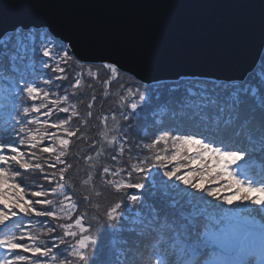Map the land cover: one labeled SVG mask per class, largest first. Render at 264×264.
<instances>
[{
    "label": "snow or ice",
    "instance_id": "1",
    "mask_svg": "<svg viewBox=\"0 0 264 264\" xmlns=\"http://www.w3.org/2000/svg\"><path fill=\"white\" fill-rule=\"evenodd\" d=\"M101 27L0 32V264H264V60L146 79L77 52Z\"/></svg>",
    "mask_w": 264,
    "mask_h": 264
},
{
    "label": "water",
    "instance_id": "2",
    "mask_svg": "<svg viewBox=\"0 0 264 264\" xmlns=\"http://www.w3.org/2000/svg\"><path fill=\"white\" fill-rule=\"evenodd\" d=\"M261 3L264 0H0V32L22 22L70 34L69 19L83 18L102 27L80 37V55L119 51L126 68L146 79L166 81L177 73H196L223 80L242 75L262 54Z\"/></svg>",
    "mask_w": 264,
    "mask_h": 264
},
{
    "label": "trees",
    "instance_id": "3",
    "mask_svg": "<svg viewBox=\"0 0 264 264\" xmlns=\"http://www.w3.org/2000/svg\"><path fill=\"white\" fill-rule=\"evenodd\" d=\"M260 59L264 60V51H263V54H262ZM121 75H122V79L119 82H117V83L112 85V89L113 90L118 89L120 84H123V83L126 82L127 76H125L123 73ZM103 76H104V73L101 72V77H103ZM103 107H104L105 110H107L109 107H111V98H109L108 101L104 102ZM96 109L97 110L100 109L99 100L97 102ZM155 119L159 120L160 117H156ZM79 147H83V146L80 145ZM25 180H26L27 183L31 184L33 181L39 182V177L30 175V176H26ZM221 183H223V181H221ZM97 188L101 192V196L98 198V202L102 205V209L101 210H103V207H106L107 205L111 204L112 202H114L115 200L120 198L112 190L102 187L100 185V183H99V180H97ZM208 199H212V198H208ZM243 206L247 207V208L258 207V206H253V205L249 204L248 202H245L243 204ZM81 207H83V206H81ZM225 207H226V205H225ZM257 220L259 221V217H257ZM145 264H147V262H145Z\"/></svg>",
    "mask_w": 264,
    "mask_h": 264
},
{
    "label": "rangeland",
    "instance_id": "4",
    "mask_svg": "<svg viewBox=\"0 0 264 264\" xmlns=\"http://www.w3.org/2000/svg\"><path fill=\"white\" fill-rule=\"evenodd\" d=\"M234 169H236V165H233L232 166ZM237 170V169H236ZM253 194H255V193H253ZM102 259H104L105 257L102 255V257H101Z\"/></svg>",
    "mask_w": 264,
    "mask_h": 264
}]
</instances>
